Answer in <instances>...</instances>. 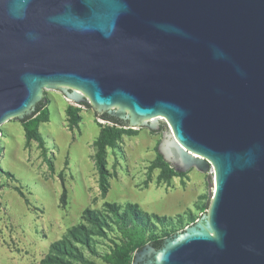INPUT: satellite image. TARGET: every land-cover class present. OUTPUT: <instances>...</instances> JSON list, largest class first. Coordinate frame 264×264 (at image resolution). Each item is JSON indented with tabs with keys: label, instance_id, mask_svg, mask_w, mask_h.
<instances>
[{
	"label": "water",
	"instance_id": "obj_1",
	"mask_svg": "<svg viewBox=\"0 0 264 264\" xmlns=\"http://www.w3.org/2000/svg\"><path fill=\"white\" fill-rule=\"evenodd\" d=\"M43 89L168 128L177 173L214 171L197 220L131 264H264V0H0V125Z\"/></svg>",
	"mask_w": 264,
	"mask_h": 264
},
{
	"label": "rangeland",
	"instance_id": "obj_2",
	"mask_svg": "<svg viewBox=\"0 0 264 264\" xmlns=\"http://www.w3.org/2000/svg\"><path fill=\"white\" fill-rule=\"evenodd\" d=\"M43 94L48 117L38 141L27 139L16 117L0 125V264H120L116 253L128 239L114 209L127 223L132 213L125 209L134 206L148 240L183 230L208 210L212 169L161 176L156 146L169 127L165 119L160 130L129 128L133 133L106 147L104 193L95 140L110 123L58 91ZM67 106L80 109L76 125L67 121ZM57 241H64L62 253L51 250Z\"/></svg>",
	"mask_w": 264,
	"mask_h": 264
},
{
	"label": "trees",
	"instance_id": "obj_3",
	"mask_svg": "<svg viewBox=\"0 0 264 264\" xmlns=\"http://www.w3.org/2000/svg\"><path fill=\"white\" fill-rule=\"evenodd\" d=\"M48 100L46 99V103L41 102L37 104L36 108V115L31 118H26L22 122V126L25 130V135L29 140H39L38 135V125L40 122L45 121L48 117V109H47ZM80 109L73 106H67L65 112L67 115V121L70 124L76 125L81 117L79 115ZM104 120L108 121L110 124H106L102 126L99 130L98 136L95 140V163L96 167L99 172L100 177V186L102 192H106L107 190V177L108 172L106 168V160H105V149L106 147H112L116 143V141L123 135V134H131L133 133L132 129L124 128V123L117 118L108 116L106 113L100 115ZM158 157V164L159 168L161 169V176L163 178L169 179L173 175H180L181 173H177L174 171L173 168L166 163L162 156L157 153ZM203 211L205 207L201 208ZM125 212L132 213V217L130 221L125 223L123 221V217L118 215L116 209V218L123 224L124 234L126 235L128 242L125 246L118 250L116 253V257L120 259V264H131V260L133 257V253L135 250L140 249L144 244L150 242L153 246L158 248L162 240L173 234V232H166L164 234H160L159 236H153L152 238L144 239L145 233L147 231L146 226L143 224L142 220L138 212H136L134 206L128 205L125 209ZM154 218L158 221L160 220L159 216L154 215ZM144 219V218H143ZM63 249H65L64 241H57L51 245V250L56 253H62Z\"/></svg>",
	"mask_w": 264,
	"mask_h": 264
},
{
	"label": "flooded vegetation",
	"instance_id": "obj_4",
	"mask_svg": "<svg viewBox=\"0 0 264 264\" xmlns=\"http://www.w3.org/2000/svg\"><path fill=\"white\" fill-rule=\"evenodd\" d=\"M168 237V236H167ZM166 238V237H165ZM163 241V240H162Z\"/></svg>",
	"mask_w": 264,
	"mask_h": 264
}]
</instances>
